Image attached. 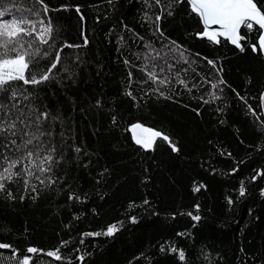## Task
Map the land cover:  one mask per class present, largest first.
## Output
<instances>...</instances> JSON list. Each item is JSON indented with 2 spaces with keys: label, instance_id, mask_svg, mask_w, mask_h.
<instances>
[{
  "label": "trees",
  "instance_id": "16d2710c",
  "mask_svg": "<svg viewBox=\"0 0 264 264\" xmlns=\"http://www.w3.org/2000/svg\"><path fill=\"white\" fill-rule=\"evenodd\" d=\"M14 2L15 8L5 0L12 10L2 19L19 16L15 9L31 7L34 0ZM45 3L49 16L41 18L50 17L58 30L51 47L38 45L42 50L53 53L65 42L82 45L85 36L89 43L64 49L55 79L27 86L34 99L23 105L60 117L49 123L64 159L54 167L55 185L33 179L34 192L20 180L8 185L14 199L0 193V241L29 255L30 264H264V177L252 180L264 172V54L252 50L260 29L242 26L241 51L227 38L213 43L197 36L203 26L186 0H163L172 3V15H162V36L156 31L161 6L155 0ZM147 44L157 50L179 45L184 53L187 62L179 51L168 58L174 67L165 66L161 74L169 76L167 86L140 71ZM68 65L71 78L64 71ZM177 72L187 88L176 82ZM133 123L165 132L180 151L172 152L160 139L144 150L132 140ZM76 146L79 154L71 150ZM197 185H203L199 192L193 191ZM69 189L80 199L69 200ZM188 212L201 219L192 220ZM113 223L120 230L112 237L84 235ZM28 247L43 253L59 249L62 259L28 254ZM10 256L0 250V264H16Z\"/></svg>",
  "mask_w": 264,
  "mask_h": 264
},
{
  "label": "snow or ice",
  "instance_id": "6c2138e0",
  "mask_svg": "<svg viewBox=\"0 0 264 264\" xmlns=\"http://www.w3.org/2000/svg\"><path fill=\"white\" fill-rule=\"evenodd\" d=\"M9 2L15 8L14 0H9ZM174 2L180 4L183 3V0H174ZM187 2L191 12L199 17V22L203 26V31L198 32L197 36L207 38L213 43H219L217 38L223 36L241 51H244V46L241 44V41L245 39L242 26L252 30L255 24L264 29V2L262 0H187ZM155 3L161 6V14L156 15L155 23L156 31L160 32L162 36L163 32L160 30L159 22L165 11L169 16L172 15V3L165 5L163 0H155ZM37 5L39 7H36ZM11 10L12 8L5 6V0H0V193L14 199L13 192L8 185L22 180L25 189L34 192L37 191V188L31 184L33 179L45 187L55 185L59 176L54 173V167L64 159L63 150L58 148L53 140L55 134L53 124L49 123L50 120L54 123L60 117L54 116L44 108L37 109L34 106L23 105L21 103L23 100L31 102L34 99V94L27 86H40L55 79L60 71L59 66L62 63L64 49L87 46L89 41L85 36L82 45L65 42L53 53L42 50L39 46H52L54 43L53 33L58 30L50 17L47 22L41 18L49 16L50 9L45 0H34L31 7L15 9L20 13L19 16L2 19ZM76 11L80 12L78 6ZM80 18L81 20L85 19L83 15ZM212 26L218 27L213 28ZM172 43L175 44L174 41ZM146 47L149 48V51L145 55V64L140 68V71L145 72L148 80L154 84L167 86L171 80L168 75L162 76L161 74L165 72V66L169 71L173 69L174 65L168 63V58L178 52L180 46L169 48L168 45H164L159 50L150 44H147ZM252 50L264 52V34L259 35L258 48L257 44L253 43ZM48 57L54 58L47 65H42L41 60ZM179 59H185L187 62L182 51H179ZM158 60H164L165 64L158 65L156 63ZM129 63L130 61L125 60V64ZM208 63L214 64L212 60H209ZM64 71L71 78V65L66 66ZM128 76L131 82L133 73L129 72ZM176 76V82L187 88V82L179 78L178 72ZM19 82H22L25 87L21 88ZM219 83L223 84L224 81L221 80ZM217 87V84H212L213 89ZM154 91L159 92V87ZM160 94L163 95L162 92ZM125 95L135 99L130 90H126ZM213 97L218 98L214 93ZM207 102L205 101V103ZM96 106H102L100 100L96 101ZM33 113L36 114L33 115ZM117 119L116 115L112 116L113 123H116ZM130 131L133 133L135 144L144 150H152L157 140L160 139L168 144L172 152L180 151L171 137L161 130L145 128L140 123H135L131 126ZM59 135L64 136L65 133L60 132ZM71 150L77 154L81 152L79 146L71 148ZM257 177H264V172L257 171L252 180H256ZM202 187L203 185L194 186L193 191L199 192ZM245 193L246 189L241 181L239 194L244 196ZM261 195L264 196V190H261ZM68 199L79 200L80 197L69 189ZM144 203L148 204V201L145 200ZM229 203L231 204L232 200H229ZM196 209L199 210V205H196ZM187 215L194 221L201 219L200 215H194L192 212H188ZM131 221L136 223V217H131ZM119 230V226L113 223L109 224L102 232H88L84 235L112 237ZM179 235H184V233H179ZM0 250H9L11 252L9 258L15 260L16 264H30L31 257L24 253H17V250L8 242L0 241ZM161 250H164L163 246ZM171 250L177 252L176 248ZM26 252L28 254H46L57 261L62 259L59 249L43 253L40 249L28 247ZM178 255L181 261L185 260L183 250H179ZM18 256L23 258L17 259ZM78 259L83 261L84 257L80 256Z\"/></svg>",
  "mask_w": 264,
  "mask_h": 264
},
{
  "label": "water",
  "instance_id": "95a60500",
  "mask_svg": "<svg viewBox=\"0 0 264 264\" xmlns=\"http://www.w3.org/2000/svg\"><path fill=\"white\" fill-rule=\"evenodd\" d=\"M187 1V0H186ZM190 6V5H189ZM255 25V24H254ZM255 26H257L258 28H259V25H255ZM213 28H217L218 26H212ZM260 29V35L261 34H264V29H261V28H259ZM219 38H225V37H223V36H221V37H218L217 39H219ZM258 39H259V37H258ZM263 54H264V52H263ZM133 124H135V123H133ZM133 124H131L129 127H128V130H129V132H130V134H131V137H132V140H133V142H134V139H133V133L130 131V128H131V126L133 125ZM143 127H145V128H149V127H146V126H144V125H142ZM135 143V142H134Z\"/></svg>",
  "mask_w": 264,
  "mask_h": 264
}]
</instances>
